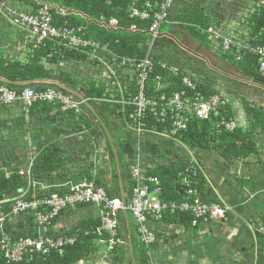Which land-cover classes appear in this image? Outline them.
<instances>
[{
  "label": "crops",
  "instance_id": "obj_1",
  "mask_svg": "<svg viewBox=\"0 0 264 264\" xmlns=\"http://www.w3.org/2000/svg\"><path fill=\"white\" fill-rule=\"evenodd\" d=\"M7 1L10 6L26 13H33L41 5H44L39 4L38 7H34L32 1L39 3L38 0ZM200 1L177 0L169 11L170 20L176 22V25L164 24L167 26L160 30V35L169 38L172 41L170 45L176 44L181 50L182 47L178 39L183 37L188 39L195 45V49L190 50L194 55L200 54L201 51H207L214 57L213 66H217V68L211 66V70L228 79L227 76L221 74V71H218L220 64L225 65L219 56L218 43L209 36L207 37L208 42L200 40V37L191 31L181 29L176 19L190 11L193 6L198 5L207 18H210V15L217 17L218 23L216 22L213 27L220 26L224 33H228L226 28L230 29L231 27L228 24L230 17L234 15V11L232 8H230L231 11H228L227 6L229 4L237 6L232 3L238 2L239 5L242 4L240 3L242 1L203 0L205 2L203 4ZM247 1L249 2L247 5L249 10L245 9L246 12L252 14L260 10L264 12V0ZM45 4L61 15H79L78 12L67 13L72 10H63L55 5ZM53 6L56 9L52 8ZM210 7L219 8L221 17L218 14L214 16ZM57 10H60L61 13ZM81 16L85 18L82 14ZM86 20L88 24L94 22ZM113 21L116 24V20H111L109 22L110 27H112L110 24ZM232 25V33L236 37L247 39L248 22L244 29H240L234 22ZM100 46L106 49V53H100L99 59H94L92 53L86 52H83L87 56L84 60L63 59L61 56L57 63H50L46 58H42L41 64L52 72L55 79H43L34 82V84L47 87L58 86L80 100L89 99V103L82 105L81 113L77 115L64 113L60 111L59 107L52 105H49L51 109L45 112L40 111V108L34 111H22L17 105L6 109L0 108V142H4L7 138L10 142L4 149H1L0 170H5L3 172L7 174L18 171L24 177V182L7 195L0 204V216L8 213L9 206L4 207V204L9 203L13 198L22 195L32 198L52 193L62 188L68 181L87 180L85 176L87 173L93 183L99 182V184L104 185L108 190L110 189L113 195L115 194L114 197L123 195V183L117 164L118 155L121 145L127 143L134 145L135 137L134 135L131 136L132 132L124 116L126 109L121 104L118 103L121 106L119 111L108 112L105 107H101L100 103H108L112 106L114 103L117 104L115 101L126 100L128 91L124 89V85H132L133 83V89H135V74L133 71L129 72L128 69L115 68L116 63L111 60L114 53L108 51L106 46ZM53 47V51L58 52V46L54 45ZM172 47L178 49L176 46ZM32 49L34 48L28 33L13 27L0 9V59L7 58L11 62L27 63L33 55ZM167 51L170 50L167 49ZM200 57L202 58L203 55ZM206 57L204 65L209 66L212 59L209 60L208 55ZM115 74L117 78H113ZM204 77L201 76V78ZM220 79L214 82V86L219 90L220 96L227 99V105L240 128L246 130L248 126H246L247 121L239 94L237 97L229 96L226 94L228 90L221 93L218 83ZM0 80L3 79L0 77ZM26 84L22 83V85ZM90 88L101 89L102 98H97L95 95L88 98ZM103 99L113 100V102H105L102 101ZM253 104L264 110L263 106ZM110 110L112 111V109ZM120 116L121 119L123 118V123ZM107 118L116 119V123L114 125L107 124ZM153 141L158 144L160 142ZM161 142L165 146L170 144L168 140ZM255 144L259 154H253L246 160L235 161L234 164H230V167H234V169L229 168L230 171L225 170L222 166L226 160L213 151L187 150V153H191L201 162L203 174L210 188L207 195L218 200L223 198L224 200L222 199L221 202L231 209V217L188 229L163 221H154L151 228L158 235L157 242L148 250L140 243L131 216L122 212L118 215L121 244L114 249L117 250L115 253L119 256L114 258L119 259V261L115 262L113 256L108 257L106 241L101 243L95 241L97 251L92 255V258L75 264H121L122 255L125 257V262L122 264H138L143 255V248L150 264H256L258 240L252 227L261 225V215L264 212V135H258ZM144 145L145 142L142 149ZM45 150L47 153L60 156L64 164L60 166L59 170L47 177L31 175L35 158ZM142 158H145L143 150ZM143 160L146 161V159ZM245 171L247 172L245 173ZM209 173L212 174L211 177L208 175ZM115 175L119 177L118 180H115ZM99 216V209L95 206L73 207L63 211L50 225L41 229V233L50 237L65 236L82 222L96 221ZM24 218L22 215L12 220L7 234L12 237L36 235L37 230L34 226L30 228L19 225V223H25ZM240 243H242L243 248H241ZM112 252L114 251H111V254Z\"/></svg>",
  "mask_w": 264,
  "mask_h": 264
},
{
  "label": "built area",
  "instance_id": "obj_2",
  "mask_svg": "<svg viewBox=\"0 0 264 264\" xmlns=\"http://www.w3.org/2000/svg\"><path fill=\"white\" fill-rule=\"evenodd\" d=\"M177 0H148L141 7L132 5L129 13L130 18H137L141 21L151 19V24L146 32L150 40L146 43V55L141 58L119 57L112 55L111 60L115 68L128 69L135 74V93H131V85H124L128 91V97L120 103L123 108L131 110L127 117V125L133 131L135 137V154L129 164V174L133 182L131 196L128 201L122 195L120 197H110L102 187H96L92 181L66 182L57 191L44 194L39 197L27 198L24 195L13 198L9 201V209L6 215L0 216V252L8 263H19L23 260H31L34 256L48 257L52 252L62 255L66 246H72L75 237H50L41 233L61 212L77 207L79 205H92L99 209L100 224L95 229L98 239L96 242L107 244L108 252L113 251L119 240V213H128L134 223L140 243L150 249L156 242L157 236L151 228V224L161 222L165 214L175 215L177 213L188 214L193 218L192 227L209 223L215 220H225L226 213L231 211L225 205L219 203H207L195 197L196 191L187 189L186 199L180 202H161L159 200L160 181L147 175L150 165L147 159L142 158V145L146 140H172L171 142L180 145L175 138L179 132L185 131L192 119H210L218 117L220 110L228 104V101L218 95L204 99V96L197 90V84L187 75H179V70L166 63L160 64L161 70H167L173 77H179L181 88L167 95L162 77L156 76V85L149 96H145L146 83L154 70L152 50L154 42L161 37L160 28L163 24L176 25L170 20L169 11ZM0 9L11 25L20 31L27 32L32 47L38 48L45 43L58 46L60 53L66 50L88 51L93 54L94 59H99L100 53H106L98 43L87 38L84 27H68L65 24L55 25L53 14L49 5H41L33 13L19 11L10 6L7 0H0ZM115 27V22L110 24ZM131 30H136L135 26ZM209 29L210 38L218 43L223 54L229 53L231 49L244 50L252 53L257 58L258 73L264 78V46H249L239 38L226 35L224 32L218 33ZM113 67V65H111ZM113 71V70H112ZM114 73V72H113ZM113 78H117L116 74ZM123 84V83H122ZM62 89V88H61ZM113 102V100H105ZM89 99H77L70 93L60 89L47 88L45 90H35L30 86L17 91L6 86H0V108L19 106L22 111H28L36 103H46L59 107L64 113H81L82 105L89 103ZM152 119L156 123H169V132L157 133L147 127L146 120ZM217 134L221 132L232 133L240 127L235 119H220L215 124ZM184 152L190 156L193 174L196 168L200 169L191 153ZM186 173H180L184 183L189 186ZM30 214L33 217L34 227L37 234L34 236L12 237L7 234L12 220ZM255 232L264 237V227L255 225L252 227ZM105 239V240H103Z\"/></svg>",
  "mask_w": 264,
  "mask_h": 264
},
{
  "label": "trees",
  "instance_id": "obj_3",
  "mask_svg": "<svg viewBox=\"0 0 264 264\" xmlns=\"http://www.w3.org/2000/svg\"><path fill=\"white\" fill-rule=\"evenodd\" d=\"M145 1L148 0H38L39 3L32 1V4L34 7H38L39 4L49 3L50 5L57 6L59 9L72 10L82 14L87 17L89 21L94 22L88 24L87 20L80 15H61L58 14L56 10H51L53 14V23L55 25L65 24L68 27L82 25L86 28L87 37L92 41L98 42L102 46H106L108 51H111L119 57L127 56L141 59L148 49L146 43L150 40V36L146 32L152 20L141 21L137 18H130L129 13L132 5L141 7ZM111 20H116L115 27L109 26ZM176 20L177 24H180L181 29L189 30L202 38V40L208 42V35L204 34V32L212 26L213 21L204 15L200 6H193L190 11L184 15H180ZM247 22L249 24L247 27V39H239L249 44V46H264V12L261 10L254 12L247 19ZM132 26L136 27L135 31L131 30ZM166 26L167 25L163 24L160 30L164 29ZM170 43H172V41L165 36L160 37L154 42L152 50L154 70L146 83L145 96L151 95V91L156 85L155 77L158 75L162 77V83L168 86L165 89L167 95H171V93L181 88L179 77H173L169 71L161 70V63H166L168 66L177 68L180 76H190L197 84V90L201 92L204 99H208L214 95L220 96L219 90L214 86V80L225 78L218 72L201 68L198 69L191 59H189L190 62L188 63L182 59H177L175 54L180 55L182 51L172 47L173 44H171V46ZM53 48L51 43H45L38 48L32 49L33 55L28 59L27 63L18 61L11 62L7 58H1L0 77L3 80H0V86H6L9 89L17 91L22 90L26 86H30L35 90L54 88L66 92L58 86L47 87L34 84V82L43 79H55V77L52 76V72L41 64L42 58H46L50 63H57L61 56L63 59L84 60L87 57L86 53L89 52L85 51L86 53H83V51L66 50L64 53H60L61 51L59 50L58 52H54ZM167 49L170 51H167ZM219 56L226 65H232V67H235L241 72L245 78L256 85L264 87V78L258 73L257 58L255 55L248 51L237 49H231L229 53L223 54L219 49ZM213 67L217 68L215 65ZM201 76L205 77L201 78ZM22 83L27 84L22 85ZM88 91H91L90 93L88 92V98L94 95L97 98H102L103 96L102 90L99 88H90ZM131 93H135L133 83L131 85ZM226 94L235 97L238 95L237 92L229 90ZM239 99L248 124L246 130L238 127L232 133L225 131L220 134L216 133L214 126L220 119H234L229 106L226 104V106L220 110L218 117H211L210 119L204 120H190L187 129L177 134L175 138L176 142L183 148L191 147L192 149L213 151L231 164H234L237 160H246L253 154L258 155L259 150L256 148L255 141L258 135H264V110L250 103L244 97H240ZM100 104L101 107H105L108 112H115L121 109L120 103H114L112 106L108 103ZM37 108H40V111L42 110L44 112L51 109L49 104L36 103L29 111H34ZM110 109H112V111ZM130 111L131 110L128 108L126 109L124 115L126 119ZM121 121L123 123V118ZM146 123L149 129L157 133L169 132L170 130L169 123H156V121H153L151 118L146 120ZM143 152L145 154V159H147V164L150 165L147 175L155 177L160 181V193L158 197L161 202L183 201L186 199L187 189L190 188L196 191V195L191 197L190 200L198 197L207 203L221 204L217 198L208 197L207 193L210 188L203 174L201 164L200 169L196 168V174H193L190 156L170 146L158 144L152 139L146 140ZM134 153V145L127 143L121 145V150L118 155L117 164L123 183L122 192L126 201L129 200L133 188V182L129 174V164L133 160ZM62 164H64V161L60 156L47 153L45 150L35 158L31 168V175L47 177L59 170ZM180 173H186L185 176H187L186 178L189 181V186H187L182 180V177L179 176ZM85 176L87 181L92 180L88 173L85 174ZM118 179L119 177L115 175V180ZM23 182L24 177H22L18 171L10 174L0 171V204H2L7 195L18 188ZM94 185L104 188L110 197L115 196V194L113 195L111 193L110 189L108 190L104 185L99 184V182H95ZM4 205V207H8L10 203ZM79 206L86 207L87 205ZM231 216L232 211H228L226 217ZM24 217L25 223H19V225L32 228L34 226L32 215L26 214ZM162 221L167 224L178 225L188 229L192 227L193 218L188 214H165ZM99 224V219L96 221H84L76 228H73L64 237L74 236L75 242L72 246H66L62 255L52 252L48 257L34 256L31 260L25 259L19 263H8L0 252V264H75L83 260H90L92 255L97 251L95 241L98 239V235L95 229ZM199 225L200 223L196 228L199 227ZM261 225L264 227V212L261 215ZM255 236L258 240L256 264H264V237L257 232H255ZM113 251L112 254L117 250ZM142 251L143 255L138 264H150L148 256L145 255V249L143 248ZM115 260V262L119 261V259Z\"/></svg>",
  "mask_w": 264,
  "mask_h": 264
},
{
  "label": "rangeland",
  "instance_id": "obj_4",
  "mask_svg": "<svg viewBox=\"0 0 264 264\" xmlns=\"http://www.w3.org/2000/svg\"><path fill=\"white\" fill-rule=\"evenodd\" d=\"M241 1L242 2H240V3H242V4H239V5H238V2L232 3V4L237 5V6H231V4H229L227 6V10L228 11H231L230 8H232V10L234 11V13H233L234 15L231 16L230 19H229L230 23L228 24V26L233 27L232 23L234 22V23H236V25L240 29H244V27H246L247 19L250 17L249 15H251L252 13H248V12L245 11V9L249 10V7L247 6L249 4V2L248 1L246 2V0H241ZM200 2H202L201 4L205 3V2H203V0H201ZM214 7H216V6H214ZM210 10L214 13V16L216 14H218L219 17H221V14L219 12V8L214 9L213 7H210ZM210 19L211 20H215V21L213 22L212 26L209 29H215L213 31H218V33H222L223 32V29L220 26L213 27L216 22L218 23L217 17H213V16L210 15ZM236 25H234V28H236ZM231 27H230V29L229 28H226L228 30V33H225V34L226 35H229V36H232V37H236V35H234L232 33V28ZM209 29L206 31L207 32L206 35L208 34V36H210ZM199 39L202 40V38H199ZM178 42H180V45L182 47V50L180 48H178V46L176 44H173V46H176L178 49H180L182 51L180 55L175 54V57L177 59H182L186 63L190 62L189 59H191L196 64V67H198V69L201 68V69H204V70L206 69V70L211 71V68H212L211 66H213V62H214L213 59H214V57L210 53H208L207 51H205V52L204 51H201L202 54L201 53L200 54H196V55L199 56L198 57V56H196V55H194L193 53L190 52V50L193 51L195 49V45L193 43H191L188 39H186V38L183 37L180 40L178 39ZM205 54H206V56L208 55L209 60L212 59V60H210V63H209L210 65L209 66L204 65V61H206V58H207L205 56ZM202 55H203L204 58L203 57L202 58L200 57ZM218 71H221V74L227 76V78H228V79H220L218 81V83L220 85L219 87H220L221 93H224L227 90L232 91V92H237L239 94V97H241V98L244 97L250 103H256V105H258V106L261 105L264 108V88L263 87H260L259 85H256L252 81H250L247 78H245L241 74V72H239L235 67H232V65H226V64L225 65L224 64L221 65L220 64ZM215 82H217V79H216ZM106 123L107 124L114 125L116 123V119H114V118H107ZM246 126H248V124ZM131 132H132L131 133V136H133L134 133H133V131H131ZM169 141H172V140H169ZM8 143H10L9 142V138H7L4 142H2V141L0 142V152H2L1 149L2 148L4 149V147H6ZM194 159L196 161H198L199 165L201 164V162H200L199 159H197L196 157H194ZM230 164H231L230 162L224 161L223 164H222V166H223V168L225 170L228 169L230 171L229 168H233L234 169V167H230ZM3 171H5V170H3ZM13 171H15V170H13ZM246 172L247 171H245V173ZM208 175L209 176L210 175L212 176L211 173H209ZM220 197L222 198V196H220ZM221 200H218V201L221 204L225 205L223 202H221ZM258 218L260 219V216H258ZM240 245H241V248H243L242 243H240ZM119 250H121V249H119ZM107 253H108V257H112V256H113V258L115 256L119 257L117 253L111 254V252L109 253L108 250H107ZM122 257L123 258L121 259V262H120L121 264L125 262V257L123 255H122Z\"/></svg>",
  "mask_w": 264,
  "mask_h": 264
},
{
  "label": "water",
  "instance_id": "obj_5",
  "mask_svg": "<svg viewBox=\"0 0 264 264\" xmlns=\"http://www.w3.org/2000/svg\"><path fill=\"white\" fill-rule=\"evenodd\" d=\"M52 8H55V9H56L55 6H53ZM57 11H58L59 13H61L60 10H57ZM67 13H76V12L68 11ZM77 14H79V15L81 16L80 13H77ZM85 19H87V18L85 17ZM88 22H91V21H88ZM169 142H170V144H169L168 146H170L171 148L176 149V150H178L179 152H182V153H184V152L186 151L182 146L177 145L176 143L171 142V141H169ZM159 144L162 145V142L160 141ZM188 148H189V150L202 151L201 149H192L191 147H188Z\"/></svg>",
  "mask_w": 264,
  "mask_h": 264
}]
</instances>
